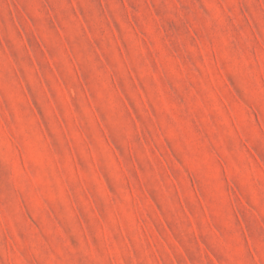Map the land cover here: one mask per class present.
Segmentation results:
<instances>
[{"label":"rangeland","instance_id":"1","mask_svg":"<svg viewBox=\"0 0 264 264\" xmlns=\"http://www.w3.org/2000/svg\"><path fill=\"white\" fill-rule=\"evenodd\" d=\"M0 264H264V0H0Z\"/></svg>","mask_w":264,"mask_h":264}]
</instances>
